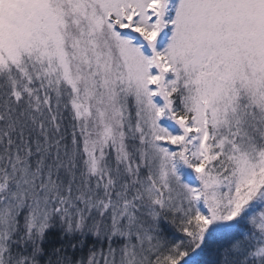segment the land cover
<instances>
[{
    "label": "snow or ice",
    "instance_id": "obj_1",
    "mask_svg": "<svg viewBox=\"0 0 264 264\" xmlns=\"http://www.w3.org/2000/svg\"><path fill=\"white\" fill-rule=\"evenodd\" d=\"M0 264H264V0H0Z\"/></svg>",
    "mask_w": 264,
    "mask_h": 264
}]
</instances>
